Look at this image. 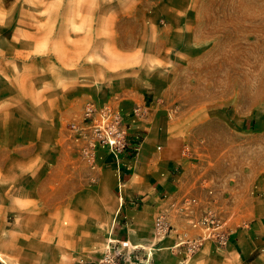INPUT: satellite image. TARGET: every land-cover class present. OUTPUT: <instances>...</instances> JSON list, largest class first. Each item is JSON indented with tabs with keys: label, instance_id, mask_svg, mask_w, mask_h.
Listing matches in <instances>:
<instances>
[{
	"label": "crops",
	"instance_id": "0c3cea01",
	"mask_svg": "<svg viewBox=\"0 0 264 264\" xmlns=\"http://www.w3.org/2000/svg\"><path fill=\"white\" fill-rule=\"evenodd\" d=\"M143 9L136 3L125 11L142 12L138 34L125 36L112 21L104 34L78 38L69 31L58 51L43 52L53 72L44 69L42 89L56 92V77H68L47 111L38 106V117H13L11 109L0 110V264H96L109 238L151 250L152 264H264V198L249 195L251 150L233 148L229 139L218 144L214 117L183 121L169 113L179 98L168 66L190 55L189 4L158 0ZM87 102L112 105L128 120L134 108L144 113L131 125L144 131L137 155L122 156L117 169L104 166L97 179L66 127V119L81 118ZM191 199L190 213L176 210ZM210 209L230 227L225 247L204 241L187 256L171 250L176 234L154 237L157 211L169 215L179 235L197 237L188 219Z\"/></svg>",
	"mask_w": 264,
	"mask_h": 264
},
{
	"label": "rangeland",
	"instance_id": "374dc122",
	"mask_svg": "<svg viewBox=\"0 0 264 264\" xmlns=\"http://www.w3.org/2000/svg\"><path fill=\"white\" fill-rule=\"evenodd\" d=\"M157 1L0 0V110L11 109L13 117H38V106L47 111L68 77L62 72L56 77L58 91H44L41 83L44 69L52 75L53 63L42 60L43 52L53 48L58 51L69 31L78 38L91 32L94 36L97 32L104 34L112 21L114 29L125 36L138 34L142 12L138 10L132 16L125 11L136 3L144 10L143 7L153 6ZM173 2L189 4L184 15V30L187 29L184 33L190 36L187 45L190 55L188 60L172 61L168 66L177 77L174 92L179 98V107H171L169 113L172 117L182 116L183 121L214 117V127L221 134L218 144L229 139L233 148L250 149L253 171L247 173L249 195L264 198V0ZM151 14L166 17V13ZM169 17L179 16L169 13ZM133 117L130 125L143 118ZM124 118L130 121L128 114ZM72 119L78 121L66 119L71 141ZM134 127L131 126V133L139 131L144 136L143 130ZM77 154L96 179L104 175V166L118 168L107 152L97 153L95 168L78 150ZM114 192L118 195L117 188ZM116 200L118 203L119 195Z\"/></svg>",
	"mask_w": 264,
	"mask_h": 264
},
{
	"label": "built area",
	"instance_id": "2783aa9c",
	"mask_svg": "<svg viewBox=\"0 0 264 264\" xmlns=\"http://www.w3.org/2000/svg\"><path fill=\"white\" fill-rule=\"evenodd\" d=\"M142 114V110L134 108L130 122H126L120 109L109 104L97 106L93 102H87L81 118L69 124L72 142L92 168L96 167V156L100 150H107L119 166L122 156L133 159L140 149L144 136L139 131L131 133L130 124L134 121L133 116L140 117ZM117 178V192L121 198L123 184L119 171ZM195 203V199L185 200L176 210L190 213V206ZM170 206L175 208L173 203ZM188 220L191 227L199 231L197 237H191L187 233L179 235L171 225L169 215L163 210L157 211L153 223L154 237L160 241L176 234L178 241L171 250L183 252L187 256L194 254L204 241H211L216 249L229 243L230 227L212 209L204 211L199 219ZM151 259V250L132 245L127 240L109 238L105 251L96 264H152Z\"/></svg>",
	"mask_w": 264,
	"mask_h": 264
}]
</instances>
